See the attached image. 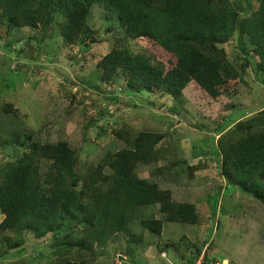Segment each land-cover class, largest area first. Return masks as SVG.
I'll list each match as a JSON object with an SVG mask.
<instances>
[{
  "label": "trees",
  "instance_id": "1",
  "mask_svg": "<svg viewBox=\"0 0 264 264\" xmlns=\"http://www.w3.org/2000/svg\"><path fill=\"white\" fill-rule=\"evenodd\" d=\"M256 2L258 8L249 11L232 0H0V26L47 32L62 18L65 41L85 46L95 42L97 31L88 19L92 7L99 5L107 19L123 27L127 42L144 43L151 50L134 53L128 47L114 46L97 64L102 83L126 82V89L160 91L180 103L183 91L195 87L215 100L236 93L240 86L253 87L247 79L251 52L264 88V0ZM237 37L250 49L241 46L232 61L226 45ZM151 47L159 50V57ZM227 107L236 109L232 104ZM251 109L260 110L238 117L231 126L222 125L216 144L212 135L209 139H213L215 166L226 184L264 206V92ZM169 110L180 115L175 107ZM112 132L124 145L106 153L85 173L77 170L79 154L65 141L43 143L39 137L13 130L1 142V152L10 161H0V212L4 216L0 260L31 243L53 239L59 264H91L96 247L105 246L118 234L135 238L130 224L142 207L159 205L162 218L141 222L151 235L161 236L166 223L200 224L195 204L177 202L170 190L139 176L140 166L157 163L172 146L162 147L168 135L133 132L129 127ZM208 163L206 155L194 159L189 177L207 169ZM192 247L186 264L202 257L203 248L191 241L185 249ZM203 260L210 262L205 254ZM124 264L131 263L126 260Z\"/></svg>",
  "mask_w": 264,
  "mask_h": 264
},
{
  "label": "rangeland",
  "instance_id": "2",
  "mask_svg": "<svg viewBox=\"0 0 264 264\" xmlns=\"http://www.w3.org/2000/svg\"><path fill=\"white\" fill-rule=\"evenodd\" d=\"M232 2L249 11L258 8L256 0ZM88 22L97 34L95 42L85 46L65 41L62 18L47 32L0 26V144L13 130L39 137L43 143L65 141L78 152L77 170L85 173L106 153L124 145L113 129L165 133L168 138L162 147L172 146L157 163L140 166L139 176L170 190L175 201L195 204L200 224L166 223L161 236L151 235L141 222L162 218L159 205L142 207L130 224L135 238L118 234L105 246L95 248L91 264H120L124 260L131 264H186L194 252V247L185 249L189 241L203 248L202 257H208V264H264V206L226 184L215 166L213 139H209L212 135L216 144L222 125L231 126L238 117L260 110L251 109L264 92L255 71L257 58L250 51L247 79L253 87L240 86L236 93L215 100L187 87L181 103L175 102L160 91L126 89V82L102 83L97 64L114 46L128 47L134 53L149 54L151 50L145 49L144 43L127 42L123 27L115 19H107L99 5L92 7ZM243 45L250 49L239 37L226 45L230 60L238 57ZM151 48L159 57V50ZM170 107L180 115L172 114ZM205 155L208 168L190 178L189 164ZM2 159L10 161L0 146ZM3 218L0 212V222ZM184 237L187 241L182 242ZM53 244V239L31 243L1 259L0 264L22 260L24 264H59Z\"/></svg>",
  "mask_w": 264,
  "mask_h": 264
},
{
  "label": "built area",
  "instance_id": "3",
  "mask_svg": "<svg viewBox=\"0 0 264 264\" xmlns=\"http://www.w3.org/2000/svg\"><path fill=\"white\" fill-rule=\"evenodd\" d=\"M120 264H124V262H121ZM195 264H204L203 257H200L199 260ZM217 264H219V263L217 262Z\"/></svg>",
  "mask_w": 264,
  "mask_h": 264
}]
</instances>
